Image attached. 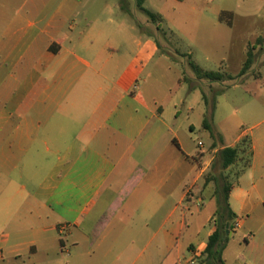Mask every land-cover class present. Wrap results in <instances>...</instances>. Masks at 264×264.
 Wrapping results in <instances>:
<instances>
[{
	"label": "crops",
	"instance_id": "crops-1",
	"mask_svg": "<svg viewBox=\"0 0 264 264\" xmlns=\"http://www.w3.org/2000/svg\"><path fill=\"white\" fill-rule=\"evenodd\" d=\"M73 14L60 8L42 27L45 18L23 16L0 26V69L11 66L0 85V224L15 240H27L9 254L15 261L26 256L22 264H57L62 252L68 264H194L216 220L206 241L199 233L185 246L181 241L191 236L193 211L201 216L207 197L217 199L203 177L228 146L190 153L174 129L180 111L167 117L173 90L160 98L138 85L143 42L131 34L135 55L122 56L123 42L106 32L94 41L92 24L74 44ZM252 79L264 84L262 72ZM246 89L253 92L250 84ZM249 113L264 117V104H251ZM263 123L254 121L230 146L251 142L238 160L251 152L250 164L229 200L231 235L249 226L248 264H264Z\"/></svg>",
	"mask_w": 264,
	"mask_h": 264
},
{
	"label": "rangeland",
	"instance_id": "rangeland-1",
	"mask_svg": "<svg viewBox=\"0 0 264 264\" xmlns=\"http://www.w3.org/2000/svg\"><path fill=\"white\" fill-rule=\"evenodd\" d=\"M144 6L161 14L163 20L153 22L137 7V0H0V26L3 28L8 20L15 18L18 23L19 16H23L26 22L45 18L40 23L42 27L58 9H70L74 14L68 24L74 23L76 30L69 40L77 43L94 24L92 39L99 41L103 32H106L104 35L113 34V38L123 42L119 53L125 57L135 55V44L130 37L131 34L136 35L143 42L140 55L144 63L138 85L155 92L160 98L168 90H173L176 108L171 102L167 117L172 120L175 112L180 111L174 121V129L193 155L203 148L207 149V153L211 152L214 143L217 147H230L243 131L250 129L254 121H264L263 116L253 118L249 113L251 104H264V84L252 79L260 76L261 72L264 74V0H147ZM35 9L41 12L31 13ZM39 13L41 15H37ZM220 15L222 20L219 19ZM132 26L136 30H132ZM260 38L262 41H259ZM252 47L255 48V63L250 74L242 79L239 74ZM80 54L92 61L91 55L84 49ZM191 62L204 70L227 73L234 78L219 82L200 80ZM1 65L0 85L11 69L9 64ZM79 67L86 69L81 63ZM149 73H152L151 77ZM241 80H246V83L243 84ZM247 84H250L252 93L246 89ZM203 95L207 98L206 102ZM188 104L192 106L191 110ZM203 110H207L206 116H210L211 130L203 127L206 117L202 114ZM199 142L204 143V147H200ZM247 155L230 170H223L220 161H215L206 171L204 181L216 175L218 182H211L214 190L224 181H220V174L224 175L226 181L234 183L246 165ZM23 180L30 190L34 188L27 179ZM206 204L201 216L193 211L195 222L191 226V236L188 232L183 236L182 246L197 237V233L206 241L207 234L215 227L216 216L211 222L207 218L214 206L217 208V199L211 201L207 197ZM8 233L6 224H0V264H22L27 260L26 256L15 261L9 252L17 243L27 240H15ZM249 236L248 224L229 234L224 251L226 264H248ZM185 253L186 261L191 254L187 250ZM60 257L57 264H68L65 252ZM165 257L161 240L160 259ZM202 257H197L194 264H201Z\"/></svg>",
	"mask_w": 264,
	"mask_h": 264
},
{
	"label": "trees",
	"instance_id": "trees-1",
	"mask_svg": "<svg viewBox=\"0 0 264 264\" xmlns=\"http://www.w3.org/2000/svg\"><path fill=\"white\" fill-rule=\"evenodd\" d=\"M182 1V0H181ZM146 0H137V7L145 13L153 22L162 21L163 17L161 14L155 13L147 9L144 4ZM259 41H262L260 38ZM254 47H252L247 52V58L244 62V65L241 69L239 76L246 75L253 67L255 63V53ZM191 66L196 73L198 79L209 80L212 82L224 81L225 79H233L234 77L227 73L214 72L204 70L202 67L197 65L194 62H191ZM203 98L206 102L207 98L203 95ZM203 127L205 129L211 130L210 116H206L203 121ZM214 145H216L214 143ZM242 148L251 149V142L246 137L241 141V144L236 147H225L218 153V160L223 170L229 169L231 166L235 165L240 159L242 153H245ZM252 153L250 152L246 158V167L250 164ZM224 180V181H223ZM212 181L218 182V177L216 175H211L206 178V183H211ZM220 181H223L220 184L219 188L216 190L217 196V210H216V230L209 237L207 247L203 252V257L201 259V264H226L223 253L227 247L229 241V234L232 231V222L235 221V214L230 206V195L233 189V184L226 181L224 175L220 176ZM229 225V226H227Z\"/></svg>",
	"mask_w": 264,
	"mask_h": 264
},
{
	"label": "built area",
	"instance_id": "built-area-1",
	"mask_svg": "<svg viewBox=\"0 0 264 264\" xmlns=\"http://www.w3.org/2000/svg\"><path fill=\"white\" fill-rule=\"evenodd\" d=\"M199 145H200V146H203V143L200 142ZM62 230L64 231V230H65V227H63Z\"/></svg>",
	"mask_w": 264,
	"mask_h": 264
},
{
	"label": "water",
	"instance_id": "water-1",
	"mask_svg": "<svg viewBox=\"0 0 264 264\" xmlns=\"http://www.w3.org/2000/svg\"><path fill=\"white\" fill-rule=\"evenodd\" d=\"M227 226H229V225H227Z\"/></svg>",
	"mask_w": 264,
	"mask_h": 264
}]
</instances>
